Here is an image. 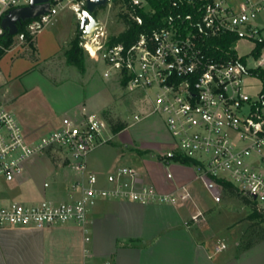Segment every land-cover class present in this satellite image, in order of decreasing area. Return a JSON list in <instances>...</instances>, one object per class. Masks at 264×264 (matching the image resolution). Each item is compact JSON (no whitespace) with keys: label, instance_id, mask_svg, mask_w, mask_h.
Returning <instances> with one entry per match:
<instances>
[{"label":"built area","instance_id":"built-area-1","mask_svg":"<svg viewBox=\"0 0 264 264\" xmlns=\"http://www.w3.org/2000/svg\"><path fill=\"white\" fill-rule=\"evenodd\" d=\"M125 1L118 0L123 13L142 26L144 21L138 11L151 10L148 0H131L130 8ZM30 2L0 0V36L5 32L3 22L8 14ZM170 2L174 12L165 18L164 25L141 33L132 44L113 42L127 29L125 22L126 28L117 35H111L107 25L95 16V25L89 30V24L81 28L86 0H50V11L31 20L26 31L36 37L56 21L61 10H70L80 24V46L92 60L103 64L104 77L141 97L135 122L152 116L164 121L172 143L157 151V158L166 164L190 160L196 181L215 203L221 202L218 191L223 181L263 212V101H253L246 92L247 78L252 75L246 64L238 56L218 57L220 48L212 42L236 37L263 44L264 26L257 20L264 14V0H242L238 6L227 0ZM112 5H116L114 0L104 8ZM189 8L192 13H179ZM25 39V34L16 36L19 45H24ZM115 135L106 119L89 115L83 120L63 118L57 128L29 139L15 113L0 100V177L16 181L23 176L29 159L49 154L60 156L82 176L70 186L72 192L80 194L76 200L0 204V228L44 229L72 223L87 233L89 212L100 200L177 206L193 199L188 185L163 194L142 182L132 167L118 170L110 178L111 186L101 187L87 161L92 152L110 143ZM201 216L202 213L194 215L192 221L197 222ZM86 242H90L89 237Z\"/></svg>","mask_w":264,"mask_h":264},{"label":"crops","instance_id":"crops-1","mask_svg":"<svg viewBox=\"0 0 264 264\" xmlns=\"http://www.w3.org/2000/svg\"><path fill=\"white\" fill-rule=\"evenodd\" d=\"M55 23L36 36V61L29 58L28 52L16 57L13 49L0 60V100L15 113L29 139L57 128L63 118L83 120L94 114L84 104L56 107L39 90L41 81L57 84L48 66L60 56L64 57L76 32V27L66 24L63 18L56 19ZM24 48L25 52L27 48ZM171 143L170 138L160 145V150L169 148ZM108 144L99 146L87 161L89 170L98 175L101 187L111 186L110 178L115 174L102 165L106 153L103 148ZM136 149L141 159L149 150ZM135 162L141 165V170L135 168L140 180L153 185L160 193H172L188 185L194 199L198 189L204 190L195 186L193 171L145 164V160L140 162L136 158ZM65 167L67 165L61 169V165H55L47 155L29 159L23 176L16 181L8 182L1 177L0 204L20 203L16 200L21 198L17 193L25 189L30 191L26 200L35 201L40 192L45 196L48 189L57 193L63 180L68 179L71 186L82 178L76 170L68 178ZM70 186L59 202L80 197ZM211 202L217 204L212 198ZM36 203L40 202L24 204ZM194 207L189 202L173 206L100 200L89 212L87 233L83 227L72 223L44 229L0 228V264H264V252H261L264 240L237 253L221 239L198 229L197 223L192 221L199 212ZM87 237L90 238L88 243Z\"/></svg>","mask_w":264,"mask_h":264},{"label":"rangeland","instance_id":"rangeland-1","mask_svg":"<svg viewBox=\"0 0 264 264\" xmlns=\"http://www.w3.org/2000/svg\"><path fill=\"white\" fill-rule=\"evenodd\" d=\"M227 2L238 6L242 0H227ZM122 13V8L119 5H112L109 8L99 9L94 13V16L107 25L111 35H117L126 28L121 17ZM59 18H63L66 24H72L73 28L77 27L76 17L70 10H61L56 19L59 20ZM55 22L47 28L53 27L56 24ZM257 23L264 26V14L259 16ZM262 37L264 38V29ZM16 41L17 44L13 51L15 50L16 57H19L28 51L26 49L24 52L22 50L24 47L18 44V40ZM255 47L256 42L239 40L235 44L234 50L238 58L245 60L248 69L257 70L264 74V49L263 55L256 57L254 55ZM85 57L86 70L84 73L73 66H66L63 55L55 59L48 68L49 74L53 75V82L56 81L57 84L53 85L51 82L41 81L39 90L56 107L84 104L89 112L94 113L93 115L106 119L111 131L112 125H117L120 122L126 123L127 128L114 136L113 141L103 148V150L106 149L102 163L105 170L114 173L124 167L141 170V165L139 166L135 162L136 158L140 162L145 160V164L148 162L150 165H162L164 168L168 167V169L173 166L186 169L188 172L193 171L196 178V173L191 164L174 162L166 164L157 158L155 150L160 151V145L171 138L164 121L158 116H152L141 122H135L134 116L141 110V97L138 94L130 93L116 80L105 78L103 64L92 60L88 54ZM263 91L264 80L260 76L251 75L247 78L246 92L252 97L253 101L260 100ZM262 113L264 114V106H262ZM113 134L115 133L113 132ZM136 148L149 150L146 152L145 157L141 159ZM47 156L55 165H61V169H63L62 166H66L60 156L50 154ZM141 164L144 166L143 163ZM65 169L69 174L68 178L73 175L75 170L74 166H67ZM0 181H2L1 177ZM68 182V179L61 181V187L57 188V193H51V190L48 189L45 196H42V192H40V197L35 201L26 200L30 196V191L25 189L17 193L18 198L21 197L25 200L21 198L16 200L20 203H35L45 200L59 202L63 200L61 195L68 192L70 186ZM195 186L203 187L199 181H196ZM218 193L221 196V202L218 204L211 202L212 196L205 188L204 190L198 189L195 192L194 199L189 202V204L195 206L194 208L199 211L198 213H202V216L196 222L198 229L200 231L206 230L216 239H221L237 253L243 251L244 245L250 240H254L255 245L258 244L257 239L261 232L259 228H254L255 223L248 219L251 210L237 199L226 197L222 189ZM261 213L264 215V211ZM199 235H201L200 232ZM261 252L263 253L264 249Z\"/></svg>","mask_w":264,"mask_h":264},{"label":"trees","instance_id":"trees-1","mask_svg":"<svg viewBox=\"0 0 264 264\" xmlns=\"http://www.w3.org/2000/svg\"><path fill=\"white\" fill-rule=\"evenodd\" d=\"M131 0H126V4L128 8H130L129 3ZM115 4L118 5V0H114ZM149 5L151 7V10L144 11L139 10L138 14L143 18L144 24L142 26L137 25L136 23L132 22L129 18V15L127 13H122L121 17L123 18L124 22L127 25V29L121 33L118 37L113 38L114 43L118 42H124L127 44H132L136 41V39L139 37V35L143 32H152L154 29L160 28L164 25V20L167 16L172 14L174 11L171 7L170 0H148ZM101 9H104L101 8ZM193 9L189 8L186 10L179 11V13H192ZM31 22V20H26L22 22L19 25V34H25V43L24 47L28 50L29 58L32 61H36V37L30 36V34L26 31L27 25ZM16 36H13L9 33L8 30H5L4 34L0 36V60H2L9 51H11L15 45L16 42ZM239 40L236 37L231 38H224L222 40H214L212 44L214 46H217L220 48V53L218 57L227 58L228 55H233L236 57V52L232 48L235 47V44ZM264 49V43L263 44H256L254 55L256 57H260ZM86 52L84 49L80 46V24H77L76 32L74 37L72 38L68 48L64 51V58L66 60V63L69 66L76 67L81 72H85L86 70ZM243 63H245L244 59H240ZM250 73L252 75H258L264 80V74L260 71L251 70ZM125 86L126 84L123 83ZM261 98L263 101L264 106V91L261 94ZM127 128L126 123L120 122L117 125H112V131L115 134L120 133L121 131L125 130ZM181 164H191V161L183 158L180 161ZM221 186L223 193L226 197H233L237 199L240 203L245 205L251 210V214L248 216V219L251 222H254L253 225L254 228H259L260 235L257 239V242H260L264 240V215L261 213V211L258 209L256 203H254L249 198L243 196L239 191L230 183L221 181ZM254 230V229H253ZM255 232V231H254ZM255 245L254 240H250L247 242V244L244 245L243 250L249 249L252 246Z\"/></svg>","mask_w":264,"mask_h":264},{"label":"water","instance_id":"water-1","mask_svg":"<svg viewBox=\"0 0 264 264\" xmlns=\"http://www.w3.org/2000/svg\"><path fill=\"white\" fill-rule=\"evenodd\" d=\"M110 0H86L87 8L84 13V20L81 23V28L87 24L89 30L91 26L96 24L94 13L105 7ZM51 8L50 0H31L30 5L12 10L3 22L5 30L13 36L18 35L19 25L26 20H33L45 13H48Z\"/></svg>","mask_w":264,"mask_h":264}]
</instances>
